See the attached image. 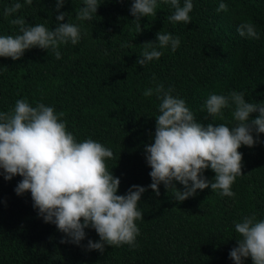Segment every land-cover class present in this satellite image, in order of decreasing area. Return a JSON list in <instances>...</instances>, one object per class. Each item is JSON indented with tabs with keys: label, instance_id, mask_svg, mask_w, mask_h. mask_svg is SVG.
Instances as JSON below:
<instances>
[{
	"label": "trees",
	"instance_id": "1",
	"mask_svg": "<svg viewBox=\"0 0 264 264\" xmlns=\"http://www.w3.org/2000/svg\"><path fill=\"white\" fill-rule=\"evenodd\" d=\"M15 2L23 7L5 17L4 8ZM56 2L0 0V35L18 34L10 24L16 16L50 30L58 23L77 24L83 33L78 44L59 46L60 59L39 47L25 50L15 61L0 57V111L26 98L32 106L42 102L64 112L62 119L77 141L91 138L114 153L106 164L120 179L117 194L132 185L146 187L138 203L143 219L136 221L135 248L88 250V240H99L90 227L79 246L61 243L65 234L37 215L30 192L15 193L22 177L5 180L0 174V264H234L229 257L238 238L234 222L251 214L264 219V133L252 147L238 149L243 175L232 185L235 196H221L209 186L176 201L163 183L157 196L147 188L152 181L145 145L153 142L160 100L143 92L157 84L171 87L172 95L183 98L204 125L235 124L232 109H223L222 118L202 111L209 94L243 92L246 102L264 105V0H223L228 11L219 13L221 0H192L188 24L169 21L174 9L157 0L156 15L141 17L138 34L130 14L133 0H103L90 21L76 19L83 0H65L59 9ZM61 12L64 20L57 21ZM244 21L254 24L259 39L239 36L236 29ZM157 32L178 36L180 46L172 52L156 44L162 56L143 67L136 64ZM258 115L253 112L250 119ZM203 176L212 181L214 172L206 169ZM173 183L183 190L178 181ZM242 264H252L251 258H243Z\"/></svg>",
	"mask_w": 264,
	"mask_h": 264
},
{
	"label": "clouds",
	"instance_id": "2",
	"mask_svg": "<svg viewBox=\"0 0 264 264\" xmlns=\"http://www.w3.org/2000/svg\"><path fill=\"white\" fill-rule=\"evenodd\" d=\"M65 0H57L59 9ZM103 0H83L76 14L79 21H90ZM174 11L168 20L173 23L191 21L192 0H162ZM33 0H24L31 5ZM23 5L15 2L5 7V17L14 16ZM157 0H133L130 14L136 21L135 31H142L141 17L155 16ZM227 12L228 5L221 0L216 12ZM65 13L56 16L64 20ZM10 24L18 27V34L0 35V57L17 60L25 50L39 47L51 50L56 59L61 58L60 45L69 42L76 45L82 38L81 27L72 23H58L50 30L44 24H28L24 17L16 16ZM241 37L259 39L254 24L244 21L237 26ZM170 48L175 52L180 38L170 33H156L155 42L148 41L136 64L142 67L162 56ZM151 49V50H149ZM173 89L163 84L147 88L143 95H155L160 103L155 117L153 142L145 145V159L150 166L151 188L156 195L159 185L172 190L173 199L183 201L196 193L197 189L210 186L212 192L233 197L231 190L236 178L242 173V146L252 147L258 142V134L264 133V105L246 102L243 92L232 91L228 95L209 94L202 111L209 117H221L222 110L232 109L233 126L218 123L204 125L197 121L183 98L172 95ZM259 115L250 119V114ZM64 112L37 102L32 106L26 98L17 99L8 111H0V174L5 180L19 175L22 179L14 191L17 195L30 192L33 207L45 223L54 224L65 234L61 243L80 245L85 239L86 228H92L99 236L98 241L88 240V250L104 251L105 245L137 247L139 234L137 220L143 219L138 207L141 195L147 189L132 185L125 194H117L120 179L112 174L106 164L114 153L100 142L91 138L77 141L68 131ZM253 133L257 136L254 138ZM214 172L209 181L203 176L206 169ZM173 181L184 186L175 187ZM238 234L236 246L229 252L234 264H242L243 258L250 257L252 264H264V219L255 214L242 216L234 222Z\"/></svg>",
	"mask_w": 264,
	"mask_h": 264
}]
</instances>
